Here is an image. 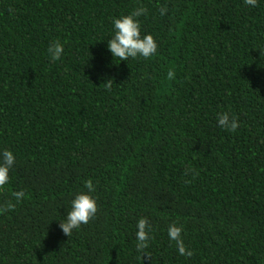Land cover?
Segmentation results:
<instances>
[{
	"label": "trees",
	"instance_id": "obj_1",
	"mask_svg": "<svg viewBox=\"0 0 264 264\" xmlns=\"http://www.w3.org/2000/svg\"><path fill=\"white\" fill-rule=\"evenodd\" d=\"M141 6L157 53L114 59L113 21ZM5 149L0 204L16 208L0 214V264H264V0H0ZM88 179L98 212L69 238L59 222Z\"/></svg>",
	"mask_w": 264,
	"mask_h": 264
},
{
	"label": "clouds",
	"instance_id": "obj_2",
	"mask_svg": "<svg viewBox=\"0 0 264 264\" xmlns=\"http://www.w3.org/2000/svg\"><path fill=\"white\" fill-rule=\"evenodd\" d=\"M244 3L248 6L256 7L258 0H244ZM160 15L163 16L167 13V6L160 7ZM147 8L137 7L130 14L123 15L113 21L114 35L108 40V50L111 52L113 58H119L120 61H128L130 58L136 59L137 57H143L148 59L157 53L158 45L152 35H141V23L139 17L147 15ZM64 52L63 44L57 40L49 48L48 53L53 61H58L62 58ZM175 71L170 69L167 73L168 80L175 79ZM112 80H108L101 86L111 89ZM218 125L229 131L235 132L239 127L238 117L230 116L227 112H222L217 115ZM15 156L12 151L5 149L0 152V189H2L9 182V173L15 164ZM189 173L193 174L195 179L196 171L194 169H188L185 175ZM191 183V180L186 181ZM84 187L87 192H81L75 196L71 202V208L67 212V216L63 222H59V226L63 234L67 237H71L73 230H78L82 225H87L98 212L97 201L93 197L92 193L95 192L93 181L88 179ZM12 197L17 203H19L24 197L23 190L13 192ZM16 204L11 200L0 204V214L6 211H14ZM136 251L141 253V258L147 257L151 260V254L146 252L149 247V241L152 238L150 232L152 231L151 225L146 217H142L137 221L136 225ZM182 227L176 223L168 226L169 239L175 241L178 252L180 255H186L191 257L194 253L191 250L186 249L183 240L181 238Z\"/></svg>",
	"mask_w": 264,
	"mask_h": 264
}]
</instances>
